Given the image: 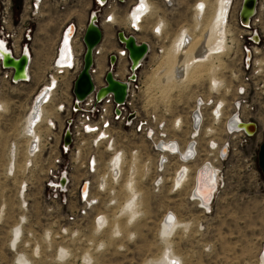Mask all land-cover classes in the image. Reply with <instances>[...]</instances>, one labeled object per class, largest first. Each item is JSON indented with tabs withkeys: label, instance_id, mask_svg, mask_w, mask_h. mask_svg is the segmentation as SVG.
I'll return each mask as SVG.
<instances>
[{
	"label": "rangeland",
	"instance_id": "374dc122",
	"mask_svg": "<svg viewBox=\"0 0 264 264\" xmlns=\"http://www.w3.org/2000/svg\"><path fill=\"white\" fill-rule=\"evenodd\" d=\"M132 1L117 3L119 13L115 23L108 25L98 19L104 30L103 44L108 41L111 44L118 30L130 32L126 15L131 11ZM150 1L155 2L152 3L154 7L150 17L143 18L141 32L133 33L137 40L150 41L152 45L139 69L142 88L137 105L141 113H156L165 118L169 122L168 132L186 143L188 129L176 134L171 125L173 120L178 115L187 114L197 91H206L214 66H217L215 72L218 75L226 74L232 78L239 56V41L233 38L231 27L230 36H227L231 41H226L229 49L219 55L220 61L214 65L211 60L205 64L206 68L205 65L198 68L202 76L197 82L189 81L173 89L169 83L165 89H160V86H165L161 81L162 68L167 66L170 70L174 67L171 65L175 59L171 56V45L179 31L186 27L191 36H202L200 33L205 31L195 28L193 5L205 1L206 14L201 22L207 24L214 0H173L169 5ZM93 8L92 0H72L64 8L49 0L37 20L32 79L28 83L7 86L0 98V264H144L166 250L165 240L170 242V247L179 257L176 258L179 264H258L259 250L264 243V175L258 166L264 122L260 140L251 138L249 145L239 146V151L230 149L221 162L222 173L217 174L218 187L207 213L195 201L188 199L194 184L193 170L176 189L173 180L177 165L173 162L168 171L161 174L163 184L155 186L154 181L160 176L156 169L158 155L152 150L149 140L129 128H118L116 133V148L124 155L121 177L116 184L109 181L106 186L100 184V175L105 172L113 155L103 148L85 150V154L68 162L71 178L65 192L54 190L46 183L52 156L56 152L52 154L46 150L31 161V167L26 165L30 158L23 155L24 139L18 137L35 95L43 84L49 82L61 26L71 20L79 27H85ZM159 21L164 24L163 34L154 35L153 27ZM159 47L163 48L162 52H159ZM118 64L125 67L122 58ZM58 79L59 86L52 100L54 104L42 106L49 118L56 102L67 99L71 94L73 74H62ZM41 125L36 128L39 136L42 134ZM246 127L248 132H253L252 126ZM13 142L17 144L15 147ZM10 146L14 150L22 147L17 157L7 155ZM201 148L206 150L205 138ZM87 153L95 155L97 173L86 171ZM252 153L254 155L250 157ZM7 163L12 175L5 172ZM131 176L134 177L140 214L129 224L125 202L130 195L125 187ZM80 179L90 181L87 196L90 203L81 200L78 191ZM83 208L84 214L80 213ZM170 212L181 223L166 238L160 229L164 215ZM99 216H102L100 222Z\"/></svg>",
	"mask_w": 264,
	"mask_h": 264
},
{
	"label": "built area",
	"instance_id": "2783aa9c",
	"mask_svg": "<svg viewBox=\"0 0 264 264\" xmlns=\"http://www.w3.org/2000/svg\"><path fill=\"white\" fill-rule=\"evenodd\" d=\"M126 1L92 0L94 8L90 11V16L96 14V21L101 19V23L111 22L113 15L116 17L119 13L117 3ZM172 1L157 0L156 2L169 5ZM54 2L57 6L64 8L72 0H54ZM141 2V0H133L129 6L130 10L137 8ZM48 3L49 0H0V42L3 45L0 47V98L7 86L31 81V61L34 54L33 43L37 20ZM152 3L149 2L153 8ZM233 3L232 10L225 14L222 23L229 30L227 36H230L232 27L234 30L233 38L235 41H239V56L234 66L235 74L233 73L231 78L226 74L221 76L215 71L211 72L207 80L206 91L202 89L197 91L187 114L178 115L173 120L171 125H174L176 134L181 133L182 127L188 128L185 136L186 143H183L178 136L168 132L167 125L169 122L165 118H160L156 113L140 112L137 105L142 88L139 69L144 58L151 51L152 45L150 41H145L148 44L146 56L136 67L131 68L128 51L124 44L118 41L117 32L124 31L125 34H133L136 31L130 28V32L121 29L115 33L117 47L107 51L109 42L102 46L100 41L92 50L94 61L89 72L94 83V91L82 99L74 97L71 93L67 99L62 98L56 102L54 112L50 117L51 120L45 123H41L40 120L34 121L33 127L35 128L42 124V134L38 139L28 132L22 136L21 129L18 138L24 139L23 155L26 159L30 158L26 160L28 168L31 167V161H34L38 155L46 150L51 151L52 154L56 152L52 156L54 158L49 166L46 183L48 187L54 190L65 192L71 178L68 172V162L73 157H80L85 154V150L92 151L103 148L110 151L113 154L112 157L115 153L117 154L115 160L110 163L107 162V168L103 173L106 174L104 176L106 182L115 184L117 179L120 180V168L124 158L122 152L116 148V133L118 128H129L133 133L142 135L149 140L152 150L158 155L156 169L160 176L154 181L156 187L163 184L161 174L164 175L173 162L177 165L174 177L176 189H179L185 182V177L179 176L187 171L185 165L189 168L187 173L193 170L195 175L212 167L216 169V174L222 173L221 162L225 160L229 150L239 151V146L249 145L251 138L260 140L263 134L261 125L264 122V115L260 116L261 111L264 110V0H256L254 10L246 21H242L239 16L243 0H233ZM206 7V4L199 7L198 2H196L192 10L196 11L197 9L204 13ZM139 10H144V8ZM159 22L155 28L158 30L159 27L160 30L152 32L154 35L163 34L164 24ZM84 29L85 27H79L71 20L66 21L61 26L50 66L52 73L48 75L47 82L52 79V76L56 78V81H51V84L47 86H45L47 83L43 84L39 88V91L46 88L50 93L40 100L41 105L50 106L54 104L52 100L59 86L58 77L71 72L74 80L80 71L85 49L82 41ZM69 31L71 32L69 33ZM135 37L137 39V36ZM64 38H67L68 41H64ZM227 41H231L230 37ZM158 50L162 52L163 48L159 47ZM225 51V48L222 47L218 54L220 55ZM6 54L11 58L27 56L28 63L24 77L14 78V68L12 66L6 67L3 64ZM111 54L116 55L115 63L109 61ZM97 58L103 61L101 68ZM120 58L125 62L123 72L117 70V62ZM29 64L30 73L28 72ZM109 69L114 78L126 84V96L121 102H116L113 99L112 92H107L101 96L97 94L98 90L106 85L104 75ZM232 122L235 124L232 125ZM236 122L243 124L253 122L255 130L250 133L246 126L236 125ZM66 135H69V141H65ZM203 138H205V151L201 148ZM11 146L7 150V155L11 157L15 154L14 156L17 157L21 151L19 148L22 149V147L18 146L15 151L12 148V151ZM13 152L14 154H12ZM253 155L252 153L250 157ZM86 157H88L85 164L86 171L93 174L97 173L98 162L94 159L95 155L87 153ZM7 167L8 163L5 172L12 175ZM176 179L179 180L178 184L175 183ZM90 186L89 180L80 179L78 191L81 200H86ZM196 191L195 182L189 192L188 199L195 201L204 212H209L210 207L205 208L204 205H201V199ZM212 199H210V203ZM83 209L80 212L82 214L85 213V209ZM97 218L100 222L102 216Z\"/></svg>",
	"mask_w": 264,
	"mask_h": 264
},
{
	"label": "bare ground",
	"instance_id": "6f19581e",
	"mask_svg": "<svg viewBox=\"0 0 264 264\" xmlns=\"http://www.w3.org/2000/svg\"><path fill=\"white\" fill-rule=\"evenodd\" d=\"M141 1H142L141 4H139L137 8H133L131 11H129L126 15L127 18L125 17L127 20L126 25H129L132 30L140 31V32L142 31V20H143V18L144 17L146 18L147 15H148V17H150L149 13L152 11V7L149 4L150 1H148V0H145V1L141 0ZM213 2H214L213 3L214 8H213L212 14H211L210 19L207 22V24L201 22L205 16L206 12L201 13L196 9L194 16H193L194 22H195V28H199V29L201 28V30L202 29L205 30L204 32L202 30L203 33H200V34H202V36L197 35L198 36L197 37L194 34L191 36L189 34V31L187 30V28L184 27L179 31L178 36L175 37L174 42L171 45V48H172L171 50L173 52V55H171V56H173V58L175 57L174 60L171 59V61L172 60L174 61V63H172L171 65H173L174 67H172V69H170V70H168L167 66L162 68L161 72H163V73L161 74V78H162L161 81L163 82V85H165V86H162V87L160 86V89L161 88L165 89L166 85L169 83L172 84V89H173V87L174 88L179 87L180 85H184L185 83H187L189 81L190 82H194V81L197 82L199 80V78L202 76V72L198 68L201 67V69H202V66H204L206 63H208L211 60L213 61L212 65H214V62L216 63V62L220 61V59H219L220 56L218 54L220 49L222 47H224L225 50L229 49L230 45H228L226 42L227 41L226 37H227V33H229V30H228L227 26H225V24L222 23V19L225 16V14L228 13V11L232 10V5L234 4L233 0H214ZM198 4H199V7L200 6L202 7V5L205 4V1H199ZM142 5H144V6H142ZM141 8H144V10H139ZM145 11H146V13L144 14ZM95 15L96 14H92L93 17H95ZM89 16H90V12L88 15V21H89ZM147 19H149V18H147ZM91 21L96 23V20L94 18H91ZM116 21L117 20L113 15L112 21L107 22V24L108 25L113 24ZM97 22H98V20H97ZM202 24H204L205 26L201 27ZM156 25H158V24H156ZM156 25L154 26V29L152 32H154V31L156 32V31L160 30L159 27H158V30L155 28ZM71 29H72V27H71ZM70 32L71 31H69V33ZM190 33H191V31H190ZM195 36H196V38H195ZM201 37H202V39H201ZM103 39H104V30L102 29V39H101L102 46H104V44H105V43L103 44ZM64 41H68V39L64 38ZM163 55L166 56V53H164ZM167 57H169V56H167ZM99 59L100 58H97L98 64H99ZM168 60H170V58ZM118 63H119V61H118ZM118 65H119V68H117V70L123 72L124 64H123V66H122V64H118ZM99 67L101 68L100 64H99ZM214 67L215 68H213L214 69L213 71H215L217 66H214ZM205 68H206V65H205ZM29 71H30V64H29L28 72ZM207 74H208V72H207ZM159 77H160V75H159ZM51 81L55 82L56 79L55 78L50 79V81L48 82L47 85H50ZM155 82H157V80ZM153 83H154V80H153ZM157 84H158L157 86H159V83H157ZM47 85H45V86H47ZM169 87L171 88L170 85H169ZM167 89H168V87H167ZM48 94H50V93H48V90L46 88L45 89L42 88L41 91H39L37 93V95L35 96L34 100L32 101V104L29 108V111L27 112L26 116L24 117V125L22 127V136H25L26 133L28 132L30 135H33L34 137H36L38 139L40 136H39L36 128L33 127V125L35 124L34 121L40 120L42 122V121H44V119H47V121L51 120L46 112L45 113L47 115L46 116L44 115L45 113H44V109L42 107L43 105H41V102H40V100L42 98H44L45 96H47ZM263 115H264V110H262L260 113V116H263ZM234 124L235 123L232 122V125H234ZM236 125L247 126V125H251V124H243L242 122L241 123L236 122ZM252 127H254V126L252 125ZM184 128H187V127H182L180 130L183 131ZM172 129L173 130L175 129L174 125H172ZM16 145L17 144L13 142V146L15 147ZM11 149H12V147H11ZM12 154H14V152ZM14 155L11 157H15ZM116 156H117V154L115 153L114 156L110 158L109 163L111 161L115 160ZM185 167L187 168V171L185 173H182L179 176L180 177L184 176L185 177L184 179L187 180L188 179L187 177L189 175V173H187V172L189 171V168L186 165H185ZM134 170H136V169H134ZM213 170L215 171L216 169L213 168ZM121 172H122V167L120 168V173ZM105 175L106 174L100 175L101 177L99 178V181L101 182L100 184H103L106 186L107 182H106V179H104ZM215 176L216 175H214V172H212L211 170H208V169H204L198 175L196 174L194 176V184L196 182V189H197L196 193L199 196V198L201 199V202H200L201 205H204L205 208L210 207V199H211L212 192L218 187V184H216V177ZM102 180H103V182H102ZM116 182H118V179L115 181V184H116ZM173 183H174V180H173ZM175 183L178 184L179 180L176 179ZM217 183H218V177H217ZM125 188L127 189V191L129 192V195H130V197L127 199V202H125V203L127 204V206H129V208L131 207V209L129 210L125 204V207L128 210L125 213L128 214L127 223L132 224L135 220V217L140 214V213H138L139 212V210H138L139 202H138V197H137V193H136V189H135V183H134V177L133 176L130 177ZM86 200L88 201V197L86 198ZM88 202L90 203L91 200H89ZM168 215H170V216L168 217ZM125 216H127V215H125ZM167 217L169 218L168 220H167ZM180 223L181 222H179L174 217V215H172L170 212L167 215H165V218L162 219V225H161L160 232L162 231V234L164 235V237L167 238L168 235H170V233ZM164 242L167 244L166 250L164 249V251L161 253V255L149 258L148 260H146L144 262V264H179L177 262V259H176L179 257L176 256V254L173 252L172 248L170 247V245H171L170 242L167 240H165ZM13 246H15V245H13ZM169 251H171L170 255L168 254ZM261 255H262V253H261ZM172 259H174V261H172ZM260 264H264L263 258L260 259Z\"/></svg>",
	"mask_w": 264,
	"mask_h": 264
},
{
	"label": "water",
	"instance_id": "95a60500",
	"mask_svg": "<svg viewBox=\"0 0 264 264\" xmlns=\"http://www.w3.org/2000/svg\"><path fill=\"white\" fill-rule=\"evenodd\" d=\"M256 0H243L242 8L240 11V19L246 21L248 17L252 14ZM91 18L95 17L89 16V21H87L84 33L82 36V41L84 44V53L82 56V67L80 71L76 74L71 87V93L74 97L82 99L88 94L94 91V83L92 81L91 74L89 72L90 66L93 63L92 50L94 46L100 43L102 39V28L99 23H94ZM118 41L124 44L128 51V57L131 63V68L136 67L139 62L146 56L148 52V44L145 41H138L134 34H125L124 31L117 32ZM116 55L111 54L109 61L115 63ZM28 60L26 55H22L20 58H11L6 54V59L3 64L8 67L12 66L14 68L13 76L14 78H21L26 75V66ZM104 80L106 85L101 87L97 94L98 96L104 95L107 92L113 93V99L116 102H121L126 96V84L122 81L114 78L112 71L109 69L104 75ZM253 125V132L255 130V124ZM65 141H69V135H66ZM258 166L264 175V137L259 145L258 149Z\"/></svg>",
	"mask_w": 264,
	"mask_h": 264
},
{
	"label": "crops",
	"instance_id": "0c3cea01",
	"mask_svg": "<svg viewBox=\"0 0 264 264\" xmlns=\"http://www.w3.org/2000/svg\"><path fill=\"white\" fill-rule=\"evenodd\" d=\"M113 39H114V41H111V44L109 45L108 44V46H107V51H109V50H112V49H114L115 47H117V44H116V41H117V39H116V37H115V35H114V37H113ZM104 46H105V44H104ZM103 58V57H102ZM104 59V58H103ZM33 60V59H32ZM31 63H32V61H31ZM99 64L102 66L103 65V61L101 60V59H99ZM208 170H211L212 172H214V175H216L215 177H216V184H218L217 183V174H216V172L212 169V168H208ZM172 215H174L173 213H171ZM165 215H167V213L165 214ZM164 215V216H165ZM262 238H264V236L262 237ZM259 256L260 257H258V264H260V259H264V245H262L261 246V248H260V250H259ZM261 253H262V255H261Z\"/></svg>",
	"mask_w": 264,
	"mask_h": 264
},
{
	"label": "snow or ice",
	"instance_id": "6c2138e0",
	"mask_svg": "<svg viewBox=\"0 0 264 264\" xmlns=\"http://www.w3.org/2000/svg\"><path fill=\"white\" fill-rule=\"evenodd\" d=\"M3 45H2V42H0V47H2Z\"/></svg>",
	"mask_w": 264,
	"mask_h": 264
},
{
	"label": "flooded vegetation",
	"instance_id": "af4514ba",
	"mask_svg": "<svg viewBox=\"0 0 264 264\" xmlns=\"http://www.w3.org/2000/svg\"><path fill=\"white\" fill-rule=\"evenodd\" d=\"M117 66H118V62H117ZM118 68V67H117Z\"/></svg>",
	"mask_w": 264,
	"mask_h": 264
}]
</instances>
